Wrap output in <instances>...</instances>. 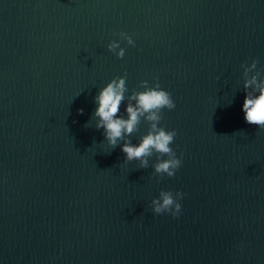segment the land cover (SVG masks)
Segmentation results:
<instances>
[{"label":"water","instance_id":"obj_1","mask_svg":"<svg viewBox=\"0 0 264 264\" xmlns=\"http://www.w3.org/2000/svg\"><path fill=\"white\" fill-rule=\"evenodd\" d=\"M0 264H264V0H0Z\"/></svg>","mask_w":264,"mask_h":264}]
</instances>
